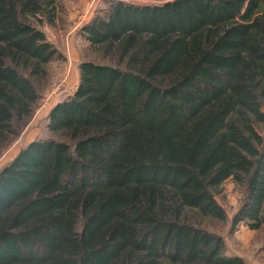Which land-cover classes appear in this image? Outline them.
<instances>
[{
	"label": "trees",
	"instance_id": "16d2710c",
	"mask_svg": "<svg viewBox=\"0 0 264 264\" xmlns=\"http://www.w3.org/2000/svg\"><path fill=\"white\" fill-rule=\"evenodd\" d=\"M63 0H0V156L31 118ZM109 1L94 60L0 170V264H244L203 228L240 190L264 227V0Z\"/></svg>",
	"mask_w": 264,
	"mask_h": 264
},
{
	"label": "rangeland",
	"instance_id": "374dc122",
	"mask_svg": "<svg viewBox=\"0 0 264 264\" xmlns=\"http://www.w3.org/2000/svg\"><path fill=\"white\" fill-rule=\"evenodd\" d=\"M109 1L124 2L131 5H158L154 0H63L61 9L53 25H44L42 30L47 40L58 51L48 67L46 80L40 87V98L31 118L21 127L11 146L0 156V170L9 164L20 150L33 141L48 137L47 116L52 107L69 97L75 90L79 77V65L94 60V55L81 33L82 27L92 19L101 16ZM241 193L231 181H227L219 190L216 201L227 214L225 224L206 223L207 231L220 237L224 243L226 256L238 257L244 264H264V227L249 230L240 224L234 230L231 220L237 212Z\"/></svg>",
	"mask_w": 264,
	"mask_h": 264
}]
</instances>
